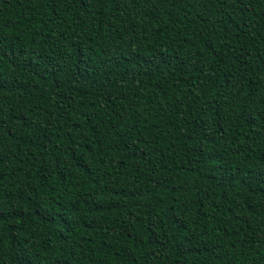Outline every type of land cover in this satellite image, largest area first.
<instances>
[{
    "label": "trees",
    "instance_id": "obj_1",
    "mask_svg": "<svg viewBox=\"0 0 264 264\" xmlns=\"http://www.w3.org/2000/svg\"><path fill=\"white\" fill-rule=\"evenodd\" d=\"M0 264H264V0H0Z\"/></svg>",
    "mask_w": 264,
    "mask_h": 264
}]
</instances>
